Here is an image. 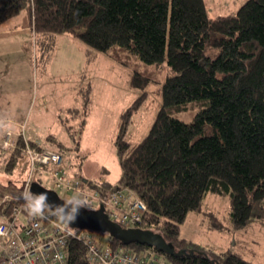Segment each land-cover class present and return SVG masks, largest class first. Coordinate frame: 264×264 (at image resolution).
<instances>
[{"label":"trees","instance_id":"1","mask_svg":"<svg viewBox=\"0 0 264 264\" xmlns=\"http://www.w3.org/2000/svg\"><path fill=\"white\" fill-rule=\"evenodd\" d=\"M26 9L37 36L49 37L46 43L73 34L132 67L131 85L143 90L121 115L115 140L120 178L89 179L88 186L104 198L133 191L147 205L137 228L160 235L174 251L112 237L105 242L149 264H253L238 252H216L182 237L180 227L189 212L201 210L208 192L230 195L237 229L264 218V0H246L235 12L213 17L205 0H0V24ZM139 60H166L177 74L162 84L163 105L149 133L133 144L127 129L154 80L148 69L139 71ZM198 100L206 106L192 122L170 114ZM24 147L20 135L10 156L14 168L26 158ZM44 173L38 170L35 180L42 183ZM14 203L4 202L2 212L10 213ZM86 251L84 241L71 238L67 263L94 264Z\"/></svg>","mask_w":264,"mask_h":264},{"label":"rangeland","instance_id":"2","mask_svg":"<svg viewBox=\"0 0 264 264\" xmlns=\"http://www.w3.org/2000/svg\"><path fill=\"white\" fill-rule=\"evenodd\" d=\"M205 1L208 13L213 17L235 12L246 0ZM10 21L5 25L14 23ZM62 35L67 37L56 38L51 44L45 42V62L35 65L31 76L35 88L31 107L33 114L29 122L21 124L25 125L28 139L44 148H60L64 168L71 181L79 177H102L117 182L121 166L115 140L121 115L143 90L131 85L132 67L91 48L75 36ZM139 64V71L148 69L154 80L146 89L147 98L134 112L127 129L126 139L133 144L140 143L149 133L163 105L162 84L177 74L166 60L157 65H147L139 60ZM205 106L204 100L193 101L172 107L170 114L192 122ZM13 124L0 123V204L5 196H21L24 180L30 174L28 160H19L14 168L10 156L14 155L15 149L3 146L8 128L15 133L17 140L19 130ZM49 136H53V139L49 138L51 141ZM42 185L53 189V181L47 173L43 174ZM89 191L93 189L89 188ZM57 192L64 199L77 193L75 190L67 191L66 187ZM100 205V201H93L94 209ZM231 211L230 195L208 192L201 203V210L189 212L180 227V234L207 249L216 252L231 249L253 264H264V218L237 229L233 226ZM71 227L75 232L83 231ZM90 231L104 242L111 237L108 232ZM83 233L86 234L85 231Z\"/></svg>","mask_w":264,"mask_h":264},{"label":"built area","instance_id":"3","mask_svg":"<svg viewBox=\"0 0 264 264\" xmlns=\"http://www.w3.org/2000/svg\"><path fill=\"white\" fill-rule=\"evenodd\" d=\"M12 130L6 132L4 148L14 149L17 140ZM25 139L23 154L28 160L30 174L23 184V192L36 180L38 170L49 172L53 189L64 187L85 195L90 200H98L105 206L109 217L124 228H135L143 219L146 203L136 194L122 188L114 190L107 198L89 191V182L81 177L71 181L64 168V157L56 150L34 149L25 134V125L20 126L18 136ZM42 184V183H41ZM22 196V194H21ZM19 197L5 196L4 202L14 200L10 213L0 214V264H68L67 247L71 238L84 241L87 245L86 257L94 264H149L146 257L133 252L113 249L109 243L102 245L100 236L90 230L75 232L74 236L58 224L55 217H30L24 209V201Z\"/></svg>","mask_w":264,"mask_h":264},{"label":"crops","instance_id":"4","mask_svg":"<svg viewBox=\"0 0 264 264\" xmlns=\"http://www.w3.org/2000/svg\"><path fill=\"white\" fill-rule=\"evenodd\" d=\"M10 20L14 23L5 25L6 21ZM6 21L0 24V123H14L13 125L20 130L21 123L29 122L33 114L31 107L35 88L32 86L31 76L34 73V66H39L41 61L45 62L43 52L49 37L37 36L32 16L27 10ZM60 37L67 36L62 34L54 36L55 39ZM2 206L4 201L0 204V214L3 213Z\"/></svg>","mask_w":264,"mask_h":264},{"label":"water","instance_id":"5","mask_svg":"<svg viewBox=\"0 0 264 264\" xmlns=\"http://www.w3.org/2000/svg\"><path fill=\"white\" fill-rule=\"evenodd\" d=\"M31 191L37 195L47 193L49 204L62 205L64 200H66L61 197L56 190L49 189L38 181L32 183ZM71 226L87 230H96L99 232H108L112 238L119 239L124 243H147L152 247L166 249L171 252L174 251L172 245L168 244L163 237L152 231L143 230L137 227L124 228L119 223L113 221L106 212L103 204L95 209V211L81 209L76 221H74Z\"/></svg>","mask_w":264,"mask_h":264},{"label":"clouds","instance_id":"6","mask_svg":"<svg viewBox=\"0 0 264 264\" xmlns=\"http://www.w3.org/2000/svg\"><path fill=\"white\" fill-rule=\"evenodd\" d=\"M21 198L24 201V209L30 217H55L58 224L71 236L76 234L71 225L76 221L81 209L95 211L93 201L79 192L64 200L62 205L49 204L47 193L34 194L31 187L24 190Z\"/></svg>","mask_w":264,"mask_h":264},{"label":"bare ground","instance_id":"7","mask_svg":"<svg viewBox=\"0 0 264 264\" xmlns=\"http://www.w3.org/2000/svg\"><path fill=\"white\" fill-rule=\"evenodd\" d=\"M86 180V179H85ZM55 190V189H54ZM156 255V254H155ZM161 260V259H160Z\"/></svg>","mask_w":264,"mask_h":264}]
</instances>
